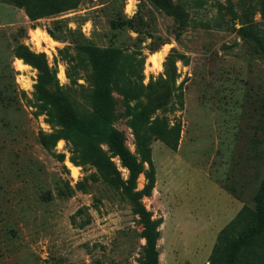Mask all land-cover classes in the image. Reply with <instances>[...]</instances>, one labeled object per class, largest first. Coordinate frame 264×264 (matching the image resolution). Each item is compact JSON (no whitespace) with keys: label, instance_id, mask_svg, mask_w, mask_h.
Segmentation results:
<instances>
[{"label":"rangeland","instance_id":"obj_1","mask_svg":"<svg viewBox=\"0 0 264 264\" xmlns=\"http://www.w3.org/2000/svg\"><path fill=\"white\" fill-rule=\"evenodd\" d=\"M30 4L45 14L32 21L15 0H0V264L143 263V227L118 177L84 162L102 150L128 179L99 134L114 129L136 152V102L124 87L151 120L181 129L175 150L144 134L156 183L143 203L162 221L159 264H230L233 245L256 226L264 180V0H82L53 15L49 0ZM80 44L122 53L107 79L109 105L99 104ZM20 46L45 57L51 100L80 117L90 138L41 145V133L62 127L39 114V72ZM145 184L140 175L138 190ZM238 258L264 264V242Z\"/></svg>","mask_w":264,"mask_h":264},{"label":"trees","instance_id":"obj_2","mask_svg":"<svg viewBox=\"0 0 264 264\" xmlns=\"http://www.w3.org/2000/svg\"><path fill=\"white\" fill-rule=\"evenodd\" d=\"M49 1L52 3V11L46 13L47 15L60 14L75 9L82 0ZM152 1L157 3L160 0ZM15 2L19 7L26 9L32 21L37 20L45 14H35V7L30 4V0H15ZM50 34L52 33L50 32ZM79 48L92 61L95 80L98 86L99 104L109 105L111 96L108 93L107 79L116 73L115 66L122 56L121 51L114 49L103 50L85 44H80ZM17 54L26 64L36 68L39 72V78L35 85V97L38 102L39 114H44L49 124L62 127L61 131L54 132L48 136L41 133V145L49 150L51 146L54 147L56 145L58 140L66 138L69 134L71 136L85 135L87 138H90L88 130L84 127L80 117L75 115L70 109L62 108L58 103L51 100L50 88L54 86L53 80L55 74L48 66L45 57L31 52L25 46H20ZM168 79H170L169 76ZM123 97L128 103L132 101L136 102L130 107L132 118L129 122V127L132 129L136 140V152L133 153L126 147L124 136L114 129H107L104 132H99V134L106 138L109 151L114 156L119 157L122 166L127 169L128 179H122L111 158L102 150H99L95 155L87 156L84 162H91L98 168L113 173L114 177H118L122 193L130 206H132L133 212L139 217L143 227L142 238L145 240V259L142 264H159L157 241L160 237L159 229L162 221L161 219H153L152 213L143 203L144 198L152 195L156 183L155 170L151 161V149L145 140L144 134L147 130H151L158 140L170 149L175 150L178 146L181 129L176 121L171 124L165 118L160 121L151 120L147 108L140 101H137L138 97L133 95L127 87L123 88ZM145 165L148 166V169ZM140 175H144L146 184L143 189L138 190L137 179ZM254 200L257 214L256 226L245 233L233 245L229 256L230 264H245L238 258L240 251L245 247H251L252 244L257 243L259 240L264 242V180Z\"/></svg>","mask_w":264,"mask_h":264},{"label":"bare ground","instance_id":"obj_3","mask_svg":"<svg viewBox=\"0 0 264 264\" xmlns=\"http://www.w3.org/2000/svg\"><path fill=\"white\" fill-rule=\"evenodd\" d=\"M19 65H20V67H21L22 69H27V68H29V67H28L25 63H23L22 61H19ZM153 65H154V67H156V68H160V67H161V61H159V60L153 58ZM72 169H73L74 174L76 175L77 172H78V171H77V168L73 167Z\"/></svg>","mask_w":264,"mask_h":264}]
</instances>
